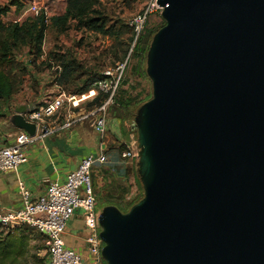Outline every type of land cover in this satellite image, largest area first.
<instances>
[{"label":"water","instance_id":"water-1","mask_svg":"<svg viewBox=\"0 0 264 264\" xmlns=\"http://www.w3.org/2000/svg\"><path fill=\"white\" fill-rule=\"evenodd\" d=\"M157 6L152 96L132 122L144 194L100 212L102 258L264 264V0Z\"/></svg>","mask_w":264,"mask_h":264},{"label":"built area","instance_id":"built-area-1","mask_svg":"<svg viewBox=\"0 0 264 264\" xmlns=\"http://www.w3.org/2000/svg\"><path fill=\"white\" fill-rule=\"evenodd\" d=\"M158 0H152L150 5L133 21L134 43L142 34L148 18L157 6ZM29 12L35 17L43 16L46 23L51 20V11L48 7H40L37 3L30 6ZM131 50V51H132ZM129 62L115 70L105 72L104 79L97 83L93 90L83 95L68 94L63 88H56L54 95L45 99L40 107L25 114L27 125L34 128L32 133L22 130L16 137V143L0 149V172H16L21 165L27 162V148L40 140L50 137L56 132L71 129L74 125L92 119L95 129L101 139L100 155L84 158L79 167L69 173L63 183L53 182L47 192L40 197H33L26 185L18 181V188L22 197V208L18 211L0 212V228L14 230L28 228L45 239V264H83V258L74 250L68 248L64 241L67 226L76 216H80L87 236L84 244L89 253V264H105L102 258L104 243L101 240L99 224L98 202L93 187V169L97 163H108L107 152V112L114 104L115 95L122 82L124 70ZM94 91V95H92ZM98 93L106 95L104 102L91 109L87 114L80 115L90 99L96 98ZM84 105V106H83ZM66 119L59 126L52 123L61 114ZM68 115V117H67ZM137 139H132L123 151L121 157L126 161H138Z\"/></svg>","mask_w":264,"mask_h":264},{"label":"crops","instance_id":"crops-1","mask_svg":"<svg viewBox=\"0 0 264 264\" xmlns=\"http://www.w3.org/2000/svg\"><path fill=\"white\" fill-rule=\"evenodd\" d=\"M66 0L63 13L66 9ZM9 14V13H8ZM7 14V15H8ZM54 17L51 13V20ZM21 23V20H19ZM16 23V22H14ZM47 38V36H46ZM38 55L24 52L16 57L24 71V75L13 70L11 78H15V91L8 97L0 98V149L16 143L17 135L25 128V114L40 107L49 96L56 92V88L67 89L68 94L85 86L84 77L76 73V80L67 82L62 74L63 70L52 60L50 51L45 47ZM70 90V91H69ZM92 103L91 99L84 105ZM83 105V106H84ZM92 108H85L80 115L87 114ZM68 117V115H67ZM107 118V152L108 163H97L93 169V187L97 192L101 188V181L114 185L116 180L127 181L128 171L132 161L123 160L121 155L127 145L134 139L132 123L129 133H124L121 118L110 116ZM66 119L63 113L57 117L52 126L57 127ZM101 139L95 129L92 119L82 121L71 129L56 132L46 139L31 144L26 150L27 162L20 166L16 172H0V212L18 211L22 208V197L18 188V181H22L33 197L43 196L53 182L63 183L69 173L75 171L84 158L100 155ZM124 183V182H123ZM118 193V192H117ZM120 198V194H116ZM87 230L80 218L76 216L67 226L64 236L68 248L79 254L84 264H89L91 259L84 241Z\"/></svg>","mask_w":264,"mask_h":264},{"label":"rangeland","instance_id":"rangeland-1","mask_svg":"<svg viewBox=\"0 0 264 264\" xmlns=\"http://www.w3.org/2000/svg\"><path fill=\"white\" fill-rule=\"evenodd\" d=\"M12 1L19 2L22 5L21 10L12 7L10 5ZM151 2L152 0H105L103 3L110 14L109 25H113L110 36L83 33L76 30L62 35H57L51 29L47 32L44 48L55 54H73V58L80 67L77 72L79 75L80 73L86 74L85 80L91 77L99 82L103 81L105 72L115 70L129 58L128 65L123 73L122 82L115 95L114 104L107 112L108 119L110 118L109 115L121 118L124 133H129L130 130L129 122L124 120L125 111H133L134 118L139 108L136 105L149 101L152 96V84L146 74V56L148 51L141 48L135 49V46L132 50L134 43L132 41V23ZM34 3H37L40 7H48L54 15L53 19L63 14L65 0H0V6L10 8L9 14L3 17V21L5 23H14L21 20L22 23L28 18L35 17L29 12L30 6ZM163 23L161 10L156 8L146 24L149 28H154L155 26H162ZM24 74L22 72L21 76ZM100 77L103 78L100 80ZM64 90L67 92V89ZM99 94L104 95L97 92V96ZM120 100L127 104L129 103V105H126L127 109L121 107L119 104ZM92 106V104L88 103L84 108L88 110ZM108 134L110 135L111 133ZM134 139H137L136 134H134ZM128 143L126 142V144ZM125 148L126 145L122 144V149ZM109 183L105 185V182L101 181V188L97 192L99 212L107 206H118L119 209L128 211L133 200L143 197L144 193L138 188L133 177H129L126 182L118 179L113 186ZM116 194H120L121 197L117 198ZM31 233L32 236L25 245L24 253L17 259L16 264L46 263L45 239L38 233Z\"/></svg>","mask_w":264,"mask_h":264},{"label":"trees","instance_id":"trees-1","mask_svg":"<svg viewBox=\"0 0 264 264\" xmlns=\"http://www.w3.org/2000/svg\"><path fill=\"white\" fill-rule=\"evenodd\" d=\"M105 0H66V9L63 14L52 19L50 23H46L43 16L31 17L24 22L5 23L3 17L7 16L10 12L9 7L0 6V98L8 97L15 91V78H11L13 70H17L19 74L24 72L22 67L16 61V57L22 53L30 52L33 55H38L43 50V45L49 29L55 31L57 35L66 34L72 30L82 31L83 33H92L96 35H111L110 14L104 5ZM18 10H21L22 5L17 1H12L10 4ZM151 18V16L148 18ZM164 26H155L149 28L145 26L142 34L136 41L135 49H143L148 51L153 36ZM134 31L132 27V41L134 42ZM52 60L58 64L63 70V78L67 81L76 80L75 74L80 68L73 54L66 55L53 54ZM22 71V72H21ZM79 77H84L86 74H78ZM103 78V77H102ZM100 77V80L102 79ZM85 86L81 89L72 91L74 94L83 95L87 94L94 89L99 81L93 78H86L84 80ZM64 89V88H63ZM70 91V90H69ZM106 99V95H98L91 103L92 109L101 105ZM144 103L142 102L136 107L140 108ZM121 107L124 109L129 103L120 100ZM138 108V109H139ZM133 112V111H132ZM125 111L124 120L133 122V113ZM137 112V111H136ZM133 134H136L133 131ZM137 137V135H136ZM131 162V161H130ZM132 167L128 171V176L135 179L138 188L143 192L137 173V161H132ZM142 198L133 200L130 203L129 210L132 206L138 203ZM118 208V206H117ZM122 212H128L123 211ZM36 233L28 228H17L14 230H5L0 228V264H16L17 259L23 255L24 248L27 241ZM19 235L16 236V234ZM16 236V237H15Z\"/></svg>","mask_w":264,"mask_h":264},{"label":"bare ground","instance_id":"bare-ground-1","mask_svg":"<svg viewBox=\"0 0 264 264\" xmlns=\"http://www.w3.org/2000/svg\"><path fill=\"white\" fill-rule=\"evenodd\" d=\"M95 93H94V91H93V93H92V95H94Z\"/></svg>","mask_w":264,"mask_h":264}]
</instances>
